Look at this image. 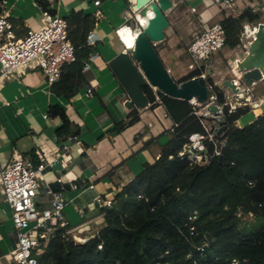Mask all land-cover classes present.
<instances>
[{
    "label": "trees",
    "instance_id": "16d2710c",
    "mask_svg": "<svg viewBox=\"0 0 264 264\" xmlns=\"http://www.w3.org/2000/svg\"><path fill=\"white\" fill-rule=\"evenodd\" d=\"M37 3L54 14L48 0ZM262 17L249 7L238 17L223 18L219 23L225 47H239L243 25H257ZM65 19L75 60L63 65L52 87L70 100L86 84L84 68L98 49L88 42V35L98 19L83 11ZM193 76L197 73L189 77ZM208 84L222 106L224 128L215 142L203 140L204 160L189 158L190 138L207 134L196 114L202 107L145 87L150 107L162 105L174 123L163 133L168 137L164 145L158 146L160 136L145 144L158 146L159 158L144 164L114 196L112 205L103 208L104 223L93 237L77 242L68 228H58L42 246L40 264H264V112L241 126L239 121L251 110L248 104L230 111L225 88L212 78ZM256 86L264 95V79L251 87ZM48 114L63 121L57 130L59 140L80 134L62 106L51 105ZM139 120L140 112L133 109L126 124H118L113 133Z\"/></svg>",
    "mask_w": 264,
    "mask_h": 264
},
{
    "label": "crops",
    "instance_id": "0c3cea01",
    "mask_svg": "<svg viewBox=\"0 0 264 264\" xmlns=\"http://www.w3.org/2000/svg\"><path fill=\"white\" fill-rule=\"evenodd\" d=\"M48 1L54 14L64 18L74 11L95 16L100 9L102 17L92 31L95 35L92 42L98 49L84 68L86 84L70 100L63 91L52 87L35 64L4 76L0 74V170L14 156H30L38 162L44 149L48 165L39 178L37 206L51 208L56 194H62L70 235L87 240L100 227L96 220L103 217L105 206L99 204L98 198L113 199L143 170L144 164L157 160L159 147L168 141L163 133L172 129L174 123L162 105L155 108L149 105L138 110L137 123L113 133L118 124H126L132 111L124 106L127 95L109 66L112 59L125 51L119 30L131 23L132 11L126 0H101L99 8L95 0ZM207 4L208 0H183L182 17L178 22L170 21L166 36L185 33L179 32L182 27L189 32L197 28L192 23L193 15H200L204 22L212 14V10L205 9ZM4 14L13 22L17 38L43 25V10L37 0L0 1V15ZM89 88L92 95L87 92ZM51 105L62 106L69 119L80 127L77 137L59 140L57 130L63 121L48 114ZM212 106L210 103L211 111ZM205 108L200 109L199 115L215 122L212 116L202 114ZM239 123L243 126L246 122L242 119ZM159 136V147L145 146L151 137ZM79 210L84 214H79ZM86 224L92 225L91 231L77 234L76 230ZM16 247L11 209L5 203L0 184V264L9 263Z\"/></svg>",
    "mask_w": 264,
    "mask_h": 264
},
{
    "label": "built area",
    "instance_id": "2783aa9c",
    "mask_svg": "<svg viewBox=\"0 0 264 264\" xmlns=\"http://www.w3.org/2000/svg\"><path fill=\"white\" fill-rule=\"evenodd\" d=\"M136 1L128 0L131 11ZM94 4L99 8L101 0H95ZM263 10L264 6L259 9L262 15ZM95 17L98 20L102 17L100 9H97L95 12ZM124 28L119 30V35H121L120 33ZM243 28L249 30L251 36V40L247 44H244L242 29L240 39L247 50L249 44L255 38L258 24H245ZM135 31L140 32V29L135 28ZM68 32V23L64 17L53 14L50 11H43L42 27L36 30L29 29L24 37L17 38L15 26L9 16L7 14L0 15V74L4 76L35 64L45 74L50 84L55 83L61 76L63 65L75 60V48L69 39ZM94 38V33L90 32L88 42L94 44L92 42ZM224 48L225 34L220 23L207 27L203 32L190 40L188 44L189 54L195 62L203 64L199 69L200 76L208 74L213 77V74L209 73L208 69L213 68V57ZM86 66H88V63ZM233 72L234 77L230 80L237 90H228L230 95L229 97L227 96L225 103L230 111L241 106L244 93H250L252 86L247 85L243 81L237 72V68ZM262 79H264V75ZM153 89L157 91V89ZM87 92L89 95H92L90 88ZM244 100L246 106L249 102V96ZM209 101L216 102V97L211 91L209 93ZM189 102L197 107L205 105H202L196 98ZM217 105L216 107L219 108L218 106L220 105ZM262 105L264 106V103ZM199 113L200 110L196 114L201 118L207 134L205 136L197 134L190 138L189 158L197 161L204 160L206 146L203 140L208 138L215 142L217 135L216 131L212 128L215 122H209L207 118H202ZM46 159L47 153L43 149L40 152V160L38 162H34L30 156H14L9 164L0 170V184L3 189L5 203L11 209V218L17 235V247L8 264H40L38 256L43 252L42 246L49 242L58 228H68L69 226L64 214L65 200L62 194H56L51 208L40 209L37 206L36 197L38 194L39 178L48 165ZM98 202L101 206L105 207L112 205V199L110 198H98ZM79 214L83 215L84 211L79 210ZM71 232L68 228L67 233L70 234ZM74 238L77 242L83 243L86 241L81 238Z\"/></svg>",
    "mask_w": 264,
    "mask_h": 264
},
{
    "label": "water",
    "instance_id": "95a60500",
    "mask_svg": "<svg viewBox=\"0 0 264 264\" xmlns=\"http://www.w3.org/2000/svg\"><path fill=\"white\" fill-rule=\"evenodd\" d=\"M218 3H230L235 0H216ZM156 3V4H155ZM153 4V5H152ZM152 5V7H150ZM172 0H137L132 13H142L148 8L157 11L161 22L149 31L138 32L135 49H125L109 62V66L124 89L127 100L124 106L129 110H142L150 105L144 88L150 86L164 95L190 101L196 98L202 105L208 102L210 75L193 76L183 80H176L165 67L155 46L166 38V30L170 26L164 12L172 7ZM264 15V10H263ZM237 72L247 85H254L262 80L264 75V22L258 24L255 38L249 44L247 53L236 63ZM1 69V64H0ZM222 88L236 91L231 80L225 81ZM104 218L96 220V225H102ZM92 229L91 224L81 226L76 230L79 235H85Z\"/></svg>",
    "mask_w": 264,
    "mask_h": 264
},
{
    "label": "rangeland",
    "instance_id": "374dc122",
    "mask_svg": "<svg viewBox=\"0 0 264 264\" xmlns=\"http://www.w3.org/2000/svg\"><path fill=\"white\" fill-rule=\"evenodd\" d=\"M208 1L209 4L205 6V9L212 10V14L209 18L205 19L204 22L202 21L200 15H193L192 23L197 28H195L194 30H190L189 32V29L185 30V27H182L179 29V32L182 31L185 33H172L171 36L167 35L164 41L156 43V48L160 58L162 59L165 67L168 69L170 74L176 80L186 79L192 73H197V76H200L199 69L203 64L195 62L188 52V44L194 36L203 32L207 27H211L212 25L219 23L225 17H238L241 14L242 10L245 8L251 7L256 11H259V9L264 6V0H235L230 3H218L216 0ZM172 3V7L164 12V15L169 23L170 21H173L174 23L176 21L178 22L182 17L180 8L183 4V0H172ZM152 5H150V7H152ZM129 10L131 11V9ZM130 20L131 23L129 27H135L137 21L133 13ZM261 22H264L263 17L261 19ZM138 28L140 29L139 26ZM166 32H170V27L167 28ZM189 36L190 38H188ZM243 40L244 44H247L248 41L251 40L249 30H245L244 28ZM246 53L247 50L241 43V45L236 49H229L228 47H225L216 56H214L212 62L213 68L208 69L210 71L209 73L213 74V77L211 78L214 83L222 85L225 81L232 79L234 77L233 70L236 69L237 61L242 60ZM250 89L251 92H245L243 96V98L249 96L248 106L252 109L247 112L242 118L246 122L244 125L253 122L264 112V108L262 107V103H264V95H262L261 90L262 87L256 86L251 87ZM225 90L226 96L229 97V91L226 88ZM238 98L241 99L240 97ZM233 100L235 101V98ZM244 101L245 100L241 102V107L245 106ZM209 103H213L212 111L209 113V115L212 116L211 118L215 121L214 128L216 130V133L218 134L223 129V125L221 123V121H224L222 107L217 105L219 107L217 108L215 106L216 102L210 101L204 106H209ZM217 112L220 113L218 114Z\"/></svg>",
    "mask_w": 264,
    "mask_h": 264
},
{
    "label": "bare ground",
    "instance_id": "6f19581e",
    "mask_svg": "<svg viewBox=\"0 0 264 264\" xmlns=\"http://www.w3.org/2000/svg\"><path fill=\"white\" fill-rule=\"evenodd\" d=\"M135 18L138 26L142 31H149L154 26L158 25L162 20V16L157 11H154L152 8H148L142 13H136ZM120 34V40L125 46V49L133 51L135 49L138 31L133 30L131 27H126L121 31ZM210 112L211 108L209 106H206V108L202 111V114H206L207 116H209Z\"/></svg>",
    "mask_w": 264,
    "mask_h": 264
}]
</instances>
